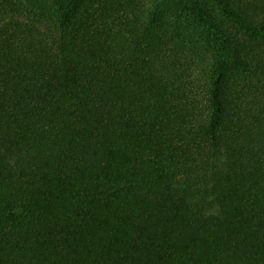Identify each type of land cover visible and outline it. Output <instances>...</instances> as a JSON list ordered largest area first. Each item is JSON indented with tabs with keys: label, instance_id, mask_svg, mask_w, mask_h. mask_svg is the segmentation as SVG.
Returning <instances> with one entry per match:
<instances>
[{
	"label": "trees",
	"instance_id": "obj_1",
	"mask_svg": "<svg viewBox=\"0 0 264 264\" xmlns=\"http://www.w3.org/2000/svg\"><path fill=\"white\" fill-rule=\"evenodd\" d=\"M0 264H264V0H0Z\"/></svg>",
	"mask_w": 264,
	"mask_h": 264
}]
</instances>
